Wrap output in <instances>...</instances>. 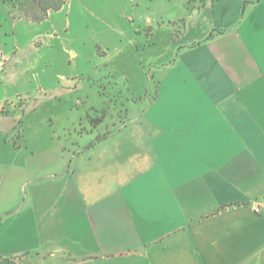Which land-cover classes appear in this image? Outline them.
<instances>
[{
  "label": "crops",
  "instance_id": "1",
  "mask_svg": "<svg viewBox=\"0 0 264 264\" xmlns=\"http://www.w3.org/2000/svg\"><path fill=\"white\" fill-rule=\"evenodd\" d=\"M148 1L0 100V264H264V0Z\"/></svg>",
  "mask_w": 264,
  "mask_h": 264
},
{
  "label": "rangeland",
  "instance_id": "2",
  "mask_svg": "<svg viewBox=\"0 0 264 264\" xmlns=\"http://www.w3.org/2000/svg\"><path fill=\"white\" fill-rule=\"evenodd\" d=\"M141 1L0 0V73L8 63L13 79L0 81V100L63 76L109 88L111 78L102 63L116 43L114 30L127 26V16L143 12ZM20 96L16 100L21 104ZM94 110L90 101L80 109L86 114Z\"/></svg>",
  "mask_w": 264,
  "mask_h": 264
},
{
  "label": "built area",
  "instance_id": "3",
  "mask_svg": "<svg viewBox=\"0 0 264 264\" xmlns=\"http://www.w3.org/2000/svg\"><path fill=\"white\" fill-rule=\"evenodd\" d=\"M0 56H2V54L0 53ZM3 63L2 62H0V65H2ZM256 209V211H260V207H256L255 208Z\"/></svg>",
  "mask_w": 264,
  "mask_h": 264
},
{
  "label": "trees",
  "instance_id": "4",
  "mask_svg": "<svg viewBox=\"0 0 264 264\" xmlns=\"http://www.w3.org/2000/svg\"><path fill=\"white\" fill-rule=\"evenodd\" d=\"M59 8H60V6L56 7V9H59Z\"/></svg>",
  "mask_w": 264,
  "mask_h": 264
}]
</instances>
